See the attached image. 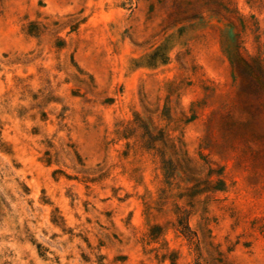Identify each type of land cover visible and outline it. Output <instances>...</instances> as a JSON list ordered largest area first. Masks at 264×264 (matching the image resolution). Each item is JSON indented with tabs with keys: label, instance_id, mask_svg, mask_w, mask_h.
Wrapping results in <instances>:
<instances>
[{
	"label": "rangeland",
	"instance_id": "1",
	"mask_svg": "<svg viewBox=\"0 0 264 264\" xmlns=\"http://www.w3.org/2000/svg\"><path fill=\"white\" fill-rule=\"evenodd\" d=\"M0 264H264V0H0Z\"/></svg>",
	"mask_w": 264,
	"mask_h": 264
}]
</instances>
